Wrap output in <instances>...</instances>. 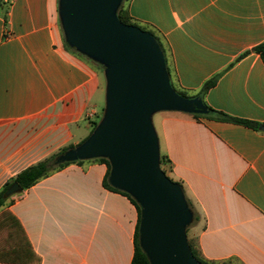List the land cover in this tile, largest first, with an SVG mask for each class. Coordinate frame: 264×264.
Instances as JSON below:
<instances>
[{"label": "crops", "instance_id": "obj_1", "mask_svg": "<svg viewBox=\"0 0 264 264\" xmlns=\"http://www.w3.org/2000/svg\"><path fill=\"white\" fill-rule=\"evenodd\" d=\"M127 10L162 39L170 86L193 95L221 73L205 105L264 124V65L251 52L264 42V0H128ZM65 45L59 0H0V190L104 119L100 74ZM192 115H150L159 169L198 216L188 235L207 261L264 264V132ZM106 170L71 164L10 196L0 254L26 263L0 264H130L137 211L104 186ZM13 218L30 250L11 235Z\"/></svg>", "mask_w": 264, "mask_h": 264}, {"label": "water", "instance_id": "obj_2", "mask_svg": "<svg viewBox=\"0 0 264 264\" xmlns=\"http://www.w3.org/2000/svg\"><path fill=\"white\" fill-rule=\"evenodd\" d=\"M110 2L59 0V17L68 45L78 42L109 57L105 76L112 100L99 127L60 160L108 156L109 183L116 189L128 188L143 202L139 208V240L150 264L148 250L155 255L154 264H198L177 224L178 219L192 220V215L179 187L158 167L150 115L160 110L194 114L188 105L193 102L204 106L200 99H184L173 91L155 42L139 28L119 23L109 12ZM259 130L264 132V126ZM20 192L13 183L4 195Z\"/></svg>", "mask_w": 264, "mask_h": 264}, {"label": "trees", "instance_id": "obj_3", "mask_svg": "<svg viewBox=\"0 0 264 264\" xmlns=\"http://www.w3.org/2000/svg\"><path fill=\"white\" fill-rule=\"evenodd\" d=\"M127 3H128V0H127ZM127 3H126L125 7H120L117 10V12L115 13V17H116L117 21L119 23H121L122 25L135 26V27L139 28L140 30H142L143 32H145L146 34H148L152 38V40L155 42V44L157 45L158 49L160 50V52L162 54L163 61L165 63V67H166V72L169 76L170 75V69H169V66L167 64V52H166V48H165V45H164L162 39L148 25L140 24V23L136 22L135 20H133L129 16V13L127 10ZM65 48H66V51L74 54L69 49V47L67 45H65ZM251 52L258 55L260 60L262 61V64L264 65V42L255 46L251 50ZM247 54H248V52H245L244 54L239 56L236 61L240 60L241 58H243ZM95 70L99 74H101L97 69H95ZM220 75H221V73H219V74L211 77L210 79H208L203 84L201 89L196 94H193V95L177 88L172 82H171V87L174 89V91L176 92V94L178 96H180L184 99H193V98L197 97L202 101V105L206 109L207 113L205 115L193 114L192 117L194 119L204 118L206 120H212V121H217V122H221V123L239 125V126L251 129L253 131H260L259 127L264 126V124H258V123L250 122L247 120L237 119V118L231 117L225 113L212 110L205 105V103L203 102V97L206 94V92L216 84ZM91 132H90V134H91ZM75 147H77V146L70 144L68 146H65V147L58 149L57 152H55L54 154H51L47 158L25 168L24 170L19 172L16 176H14L11 180L6 182L3 185L2 189L0 190V209L5 206L6 201L9 198V197H5L4 194H5L6 190L13 183H16L21 188V191H25V190L31 188L32 186H34L40 180L48 177L49 175H51L55 172H58V171L64 169L68 165H71V164L82 165L83 163H85L86 161L68 162V161L60 160L61 156H63L69 150L74 149ZM163 161H164V159L161 157L160 163H163ZM87 162H99V163L104 164L107 168L106 175H105L104 182H103L104 186L115 191V192H117V193H120V194L126 196L131 201V203L135 206L136 211H137V224H136V228H135V232H134V236H133V256H132V260H131L130 264H150L147 255L145 254V252L141 248L140 240H139V223H140V209H139V207L134 203V201L128 195H126L122 192H119L118 190L112 189L111 187L108 186L107 178H108L109 172H110V165L106 159H96V160H91V161H87ZM176 185L181 190L183 198H184V200L188 206V209H190V211L192 212V221L193 222L197 221L198 216L194 212L191 204L184 197L181 186L178 184H176ZM4 214H6L7 216L10 217L9 213L6 212ZM13 220L15 221L14 218H13ZM15 224L18 228V233L14 229L13 231H11V235H13L16 240H18V241H16V242H18V244L21 242L20 240L22 239V242H24V245H26L27 248L30 250L28 242H27L25 236L23 235L20 226L18 225V223L16 221H15ZM187 246H188V250H189V253H190L192 259L198 264H232L231 262L216 263V262H210V261L205 260L199 252L198 245H197L196 241L194 243L193 240L192 241L190 240L188 242ZM9 254L14 255V254L9 253V252L1 253L0 254V263H26L24 258L12 259V258H5L4 257V256H7ZM36 260H37V264H39V259L36 258Z\"/></svg>", "mask_w": 264, "mask_h": 264}, {"label": "rangeland", "instance_id": "obj_4", "mask_svg": "<svg viewBox=\"0 0 264 264\" xmlns=\"http://www.w3.org/2000/svg\"><path fill=\"white\" fill-rule=\"evenodd\" d=\"M126 3H127V0H111V2L109 4V12L115 14L120 7H125ZM60 25H61V19H60ZM61 28H62V25H61ZM62 33L64 36V41L66 42V38H65L66 31L63 28H62ZM69 47L72 50V52L76 56H78L83 62L87 63L90 67L97 69L101 73L100 74L101 88L96 93L93 100L98 105V107L101 106L105 110L110 111L112 100H111V95L108 93V82H107V79L105 76V72L108 70L107 64H108V58L109 57L106 55H102L101 53H98V52H95V51H92L89 49H85L84 47L80 46L78 44V42L73 41L69 45ZM173 91H174V89H173ZM193 99H199V98L195 97ZM187 109H190V111L194 112V114H196V115H205L207 113L204 110V108H201V106H198L197 103H193V102L190 105H188ZM155 116L156 115L153 116V122H154ZM97 120H98V118H95L93 120V122L97 121ZM101 158L106 159V160L109 159V157L106 155L102 156V155L98 154V155H95L93 158H90V159H86V160L76 159V161H91V160H96V159H101ZM158 167H160V166H158ZM108 182H109V180H108ZM118 189L120 191L127 193V195L134 201V203L140 209L143 207L142 200L138 196H136L132 191H130L128 188H126L124 186H120V187H118ZM189 211H190V209H189ZM190 214L192 215L191 211H190ZM191 222H192L191 219L188 222H183L181 219H178V221H177V224L179 226L181 234H182L184 241L187 245H188V242L190 240L191 241L193 240L195 243V240L190 238L188 235L189 227L192 224ZM143 235L144 234L141 232V236H143ZM148 254H149L150 261L154 264L155 263V255H153V253H151L149 250H148Z\"/></svg>", "mask_w": 264, "mask_h": 264}]
</instances>
